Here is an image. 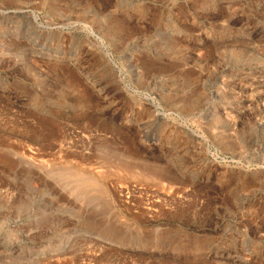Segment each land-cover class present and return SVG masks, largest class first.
Wrapping results in <instances>:
<instances>
[{
  "label": "rangeland",
  "instance_id": "374dc122",
  "mask_svg": "<svg viewBox=\"0 0 264 264\" xmlns=\"http://www.w3.org/2000/svg\"><path fill=\"white\" fill-rule=\"evenodd\" d=\"M0 264H264V0H0Z\"/></svg>",
  "mask_w": 264,
  "mask_h": 264
},
{
  "label": "bare ground",
  "instance_id": "6f19581e",
  "mask_svg": "<svg viewBox=\"0 0 264 264\" xmlns=\"http://www.w3.org/2000/svg\"><path fill=\"white\" fill-rule=\"evenodd\" d=\"M123 163V162H122ZM126 168V167H125ZM160 169H161V167H159ZM123 169V168H122ZM165 169V168H164ZM162 170V169H161ZM168 171V170H167ZM140 174V173H139ZM141 175H143V174H140V176ZM145 175V174H144ZM142 177V176H141ZM144 177H146V178H149L150 180H152V181H155L156 179L154 178V177H152L151 175H145ZM78 178V177H77ZM86 177H84V179H85ZM140 178V177H139ZM145 178V179H146ZM84 179H82V176L80 177V178H78L77 180L79 181V182H82V183H85V181H84ZM88 181V180H87ZM158 181V180H157ZM81 184V183H80ZM86 184V183H85ZM82 185V184H81ZM90 187H92L91 189L93 190V192L94 193H98V192H100V189H98V185L97 184H95V183H91L90 185H89ZM70 190V189H69ZM100 193H102V192H100ZM75 196H76V194H75Z\"/></svg>",
  "mask_w": 264,
  "mask_h": 264
}]
</instances>
